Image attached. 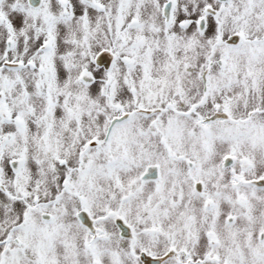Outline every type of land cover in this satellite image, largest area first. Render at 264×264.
Returning a JSON list of instances; mask_svg holds the SVG:
<instances>
[{"label":"snow or ice","instance_id":"obj_1","mask_svg":"<svg viewBox=\"0 0 264 264\" xmlns=\"http://www.w3.org/2000/svg\"><path fill=\"white\" fill-rule=\"evenodd\" d=\"M0 264H264V0H0Z\"/></svg>","mask_w":264,"mask_h":264}]
</instances>
